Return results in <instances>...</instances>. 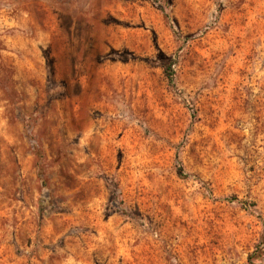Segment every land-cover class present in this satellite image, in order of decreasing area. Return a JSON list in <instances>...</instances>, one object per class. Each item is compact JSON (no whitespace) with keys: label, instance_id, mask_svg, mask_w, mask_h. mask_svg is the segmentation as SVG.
<instances>
[{"label":"rangeland","instance_id":"rangeland-1","mask_svg":"<svg viewBox=\"0 0 264 264\" xmlns=\"http://www.w3.org/2000/svg\"><path fill=\"white\" fill-rule=\"evenodd\" d=\"M0 264H264V0H0Z\"/></svg>","mask_w":264,"mask_h":264},{"label":"trees","instance_id":"trees-1","mask_svg":"<svg viewBox=\"0 0 264 264\" xmlns=\"http://www.w3.org/2000/svg\"><path fill=\"white\" fill-rule=\"evenodd\" d=\"M167 68H168V69L170 68V64L167 65ZM168 69H167L166 73L168 74V77L171 78V77H170V76H171V73L168 71Z\"/></svg>","mask_w":264,"mask_h":264}]
</instances>
